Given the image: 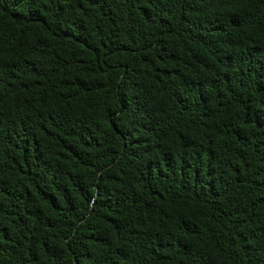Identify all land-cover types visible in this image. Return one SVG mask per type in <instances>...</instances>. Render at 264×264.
<instances>
[{"label": "trees", "instance_id": "obj_1", "mask_svg": "<svg viewBox=\"0 0 264 264\" xmlns=\"http://www.w3.org/2000/svg\"><path fill=\"white\" fill-rule=\"evenodd\" d=\"M0 264H264V0H0Z\"/></svg>", "mask_w": 264, "mask_h": 264}]
</instances>
